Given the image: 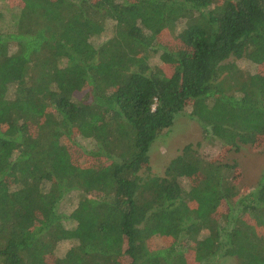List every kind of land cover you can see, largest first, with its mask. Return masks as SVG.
Here are the masks:
<instances>
[{"label":"trees","instance_id":"1","mask_svg":"<svg viewBox=\"0 0 264 264\" xmlns=\"http://www.w3.org/2000/svg\"><path fill=\"white\" fill-rule=\"evenodd\" d=\"M187 110L223 152L153 176ZM244 146L264 152V0H0V264H264Z\"/></svg>","mask_w":264,"mask_h":264},{"label":"rangeland","instance_id":"2","mask_svg":"<svg viewBox=\"0 0 264 264\" xmlns=\"http://www.w3.org/2000/svg\"><path fill=\"white\" fill-rule=\"evenodd\" d=\"M168 42V39H165ZM159 55L154 61L157 63ZM242 67L244 63L239 62ZM189 110L183 112L177 117L174 127L161 136L152 146L151 171L153 176H164L166 168L171 161L178 157L180 152L190 144H198L203 142L201 153L206 157H216L223 152L220 145L204 141V130L199 123L192 120L189 116ZM227 163H238L239 171L243 173V179L239 184L241 191L253 189L258 186L264 175V152L258 147L244 146L238 152L225 153ZM238 173V171H237ZM163 230V229H162ZM165 231V230H164ZM166 234V233H165ZM167 238H169L167 235ZM153 249L158 247H152ZM191 259V258H190ZM208 264H236L234 259H217Z\"/></svg>","mask_w":264,"mask_h":264}]
</instances>
